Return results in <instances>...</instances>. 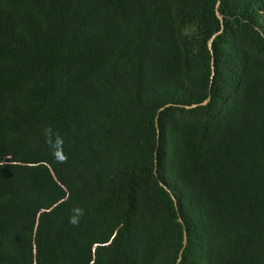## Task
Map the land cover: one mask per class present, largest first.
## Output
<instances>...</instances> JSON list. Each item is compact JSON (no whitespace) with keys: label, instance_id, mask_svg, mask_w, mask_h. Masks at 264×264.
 Listing matches in <instances>:
<instances>
[{"label":"trees","instance_id":"16d2710c","mask_svg":"<svg viewBox=\"0 0 264 264\" xmlns=\"http://www.w3.org/2000/svg\"><path fill=\"white\" fill-rule=\"evenodd\" d=\"M220 1L0 0V264H264V0Z\"/></svg>","mask_w":264,"mask_h":264},{"label":"clouds","instance_id":"9594fccd","mask_svg":"<svg viewBox=\"0 0 264 264\" xmlns=\"http://www.w3.org/2000/svg\"><path fill=\"white\" fill-rule=\"evenodd\" d=\"M43 135L45 137V142L52 149L53 158L58 163H66L67 154L64 152L65 141H64L63 136L60 134V132L54 129L51 125H48L43 129ZM157 163H158L157 167H159V161ZM160 183L161 184L163 183L161 178H160ZM168 183L173 187L171 178L168 180ZM164 188L167 190L170 197L173 196L177 198V196L173 195V190L170 187L165 186ZM72 211H73V214L69 217V223L75 227L79 225L80 220L84 215V209L81 206H75ZM181 219L182 218H180V221L184 223L183 219L182 220ZM113 238L108 244H105V245H109L112 242Z\"/></svg>","mask_w":264,"mask_h":264},{"label":"water","instance_id":"95a60500","mask_svg":"<svg viewBox=\"0 0 264 264\" xmlns=\"http://www.w3.org/2000/svg\"><path fill=\"white\" fill-rule=\"evenodd\" d=\"M220 3H221V1L218 0V3H217V9H218ZM218 16L220 17L221 21H224V20H222V16H221L220 14H218ZM219 33H220V32H218L217 34H215L214 37L210 40V46H211L212 48H213V42H214V39H215V37H216ZM210 99H211V97H210ZM206 103H208V101H207ZM181 220H182V219H181ZM186 244H187V237H186V235H185V239H184V247L186 246Z\"/></svg>","mask_w":264,"mask_h":264},{"label":"bare ground","instance_id":"6f19581e","mask_svg":"<svg viewBox=\"0 0 264 264\" xmlns=\"http://www.w3.org/2000/svg\"><path fill=\"white\" fill-rule=\"evenodd\" d=\"M161 110H162V109H161ZM161 110H160V111H161Z\"/></svg>","mask_w":264,"mask_h":264}]
</instances>
